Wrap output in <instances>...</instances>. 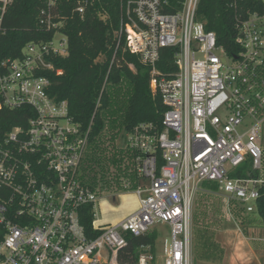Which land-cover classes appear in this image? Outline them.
I'll return each instance as SVG.
<instances>
[{"label":"built area","instance_id":"built-area-1","mask_svg":"<svg viewBox=\"0 0 264 264\" xmlns=\"http://www.w3.org/2000/svg\"><path fill=\"white\" fill-rule=\"evenodd\" d=\"M225 1L236 20L237 55H228L198 20L201 0L127 2L119 35L151 68V90L166 110L162 129L141 123L119 144L133 161L139 209L114 225L94 222L96 238L82 224L86 207L96 219L100 199L84 167L93 123L87 131L76 123L68 101L53 98L52 82L42 75L61 74L54 60L69 54L63 20L55 21L57 0L46 3L40 25L52 39L0 62L3 105L33 111L26 129L0 141V264H121L127 236H144L157 224L170 228V241L162 255L142 246L136 264H193L191 224L202 183H218L255 211L262 181L230 175L248 159L263 168L264 0ZM12 2L0 0V34ZM76 12L83 15L85 7ZM164 49L174 50V73L157 68Z\"/></svg>","mask_w":264,"mask_h":264},{"label":"trees","instance_id":"trees-1","mask_svg":"<svg viewBox=\"0 0 264 264\" xmlns=\"http://www.w3.org/2000/svg\"><path fill=\"white\" fill-rule=\"evenodd\" d=\"M48 1L13 0L0 34V62L20 58L30 43L52 39L53 33L43 31L40 25V14ZM128 1L131 0H57L55 13L60 15V19L55 21L63 20L61 31L68 38L69 54L66 58L54 60L56 70H61V74L42 73L52 82L50 93L53 98L68 101L71 117L76 123L85 131L93 123L84 167L89 181L98 187L109 165L121 173L115 175L117 186L111 184L106 189L110 194L123 190L126 182H132L130 189L134 190L137 181L130 171L122 169L126 163L125 157H131L128 150L125 152L113 137L105 147L108 130L122 129L128 134L141 123H154L162 129L166 110L159 95H153L151 90V68L126 49V39L124 35H119ZM79 5L85 7L83 15L76 12ZM197 16L199 21L206 24L207 31L216 34L218 45L224 47L228 55L238 54L235 44L236 20L225 0H201ZM157 68L164 74L176 72L173 49L161 52ZM32 116L33 111L29 107L6 108L0 97V141L17 127L26 129ZM159 164L162 166L163 162ZM93 173L96 176L91 178ZM230 176L259 180L261 172L248 159ZM257 190L256 209L253 216L246 217L247 224L255 221V215L264 224V182L257 186ZM231 204L235 214L236 209L239 212L246 210L238 201ZM95 220L92 207H86L82 213V224L90 238L100 235L99 231L94 230ZM156 240L155 232L140 237L128 235V243L119 253V262L136 264L140 248L150 245L154 252ZM205 249L211 253L210 263L219 264L222 261L223 251L212 239L205 242Z\"/></svg>","mask_w":264,"mask_h":264},{"label":"rangeland","instance_id":"rangeland-1","mask_svg":"<svg viewBox=\"0 0 264 264\" xmlns=\"http://www.w3.org/2000/svg\"><path fill=\"white\" fill-rule=\"evenodd\" d=\"M131 68L133 69L132 66ZM108 131L109 138L104 144L105 147L111 143L112 137L115 138L114 141L118 145L125 143L126 133L122 129L115 131L109 129ZM123 149L127 152L126 148ZM125 160L126 163L122 165V169L133 174L132 158L125 157ZM94 173L90 175L91 178L96 176ZM116 174L121 175L118 171L116 172L114 166L109 165L102 183L98 184L99 192H103L97 203V226L114 225L124 216L129 214V217L139 209V200L133 190L123 189L118 194H110L106 191L111 184L117 186ZM218 186L219 184L216 182L202 183L194 202L191 224L193 264H213L209 262L212 260L211 253L205 249V242L211 241V239L218 245L220 251H223L221 255L223 259L219 264H264V224L262 219L255 215V221L247 224L246 217H251L254 214L253 212L248 213L246 209L251 204L238 201L241 207L246 210L239 212V209H236V215L231 209V203L236 201L230 199L220 186L217 188ZM208 189L212 193L208 192ZM151 232H155L156 249L158 254L162 255L164 243L170 241V228L157 224Z\"/></svg>","mask_w":264,"mask_h":264},{"label":"crops","instance_id":"crops-1","mask_svg":"<svg viewBox=\"0 0 264 264\" xmlns=\"http://www.w3.org/2000/svg\"><path fill=\"white\" fill-rule=\"evenodd\" d=\"M263 133H264V131H263ZM262 137H263V139H262ZM261 137V144H262V147H263V153H264V135ZM260 172H261V179H259L260 181H262V182H264V157H263V168L260 170ZM204 190H206V189H204ZM208 192H210V193H212L210 190H208ZM135 193V192H134ZM118 194V193H117ZM137 196V195H136ZM129 215V214H128ZM128 215H126V216H124V218L123 219H121L120 221H122V220H124L125 218H127L128 217ZM119 221V222H120ZM95 226H97L96 225V220H95ZM104 226V225H103ZM98 227V226H97ZM157 247H156V245H155V253L156 254H158V252H157V249H156Z\"/></svg>","mask_w":264,"mask_h":264}]
</instances>
